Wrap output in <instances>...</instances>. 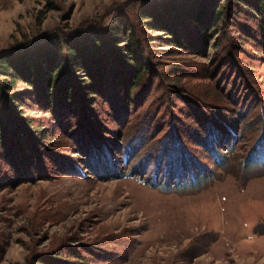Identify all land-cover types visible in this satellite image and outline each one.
<instances>
[{"label": "rangeland", "instance_id": "374dc122", "mask_svg": "<svg viewBox=\"0 0 264 264\" xmlns=\"http://www.w3.org/2000/svg\"><path fill=\"white\" fill-rule=\"evenodd\" d=\"M157 1L0 0V50L45 32L73 36L88 27L101 29L123 17L139 27L137 9ZM225 30L229 36L217 21L210 39L219 41L218 47L213 42L201 54L152 44L155 75L142 85L116 131L102 132V138H111H99L98 149L89 148L98 155L99 170L69 164L63 170L83 174L42 178L33 143L30 149L21 143L0 147V264H31L44 252L59 251L61 257L76 251L86 264H264V55L253 52L255 42L232 46ZM174 63L185 68L182 76L167 74L165 66ZM167 82L197 96L201 115L211 111L207 105L213 107L210 96L225 108L226 118H216L227 137L226 148H217L218 159L181 134L186 153L182 143L166 148L172 142L165 138L167 123L176 119L182 133L203 132L208 143L213 138L206 133V118L195 123L188 115L193 104L169 92ZM154 122V129H145ZM102 126L115 128L110 122ZM53 134L59 140L48 137L46 146L60 147L55 155L66 163H80V145L58 127ZM27 153L30 164L24 165ZM189 162L201 172L196 177L191 178ZM107 169L125 176L103 173ZM168 172L176 184L164 185ZM152 180L155 185H148Z\"/></svg>", "mask_w": 264, "mask_h": 264}, {"label": "trees", "instance_id": "16d2710c", "mask_svg": "<svg viewBox=\"0 0 264 264\" xmlns=\"http://www.w3.org/2000/svg\"><path fill=\"white\" fill-rule=\"evenodd\" d=\"M136 16L140 21L139 27L123 17L107 23L101 29L88 27L73 36L45 32L37 38L24 39L1 49L0 147L4 148L7 143H21L30 149L33 143L35 149L31 150L38 157L36 159L33 155V160L42 178L63 173L73 176H79L80 172L83 174V170L76 173L66 170L67 167L70 169L69 164L79 167V170L83 166L99 170L98 155L91 154L89 148L98 149L96 141L102 138V132L113 134L116 131L119 122L126 117L129 105L138 99L137 95H141L142 85L155 75L157 64L154 62L152 44H169L181 52L206 53L213 42L218 47L219 41L212 42L210 33L219 21L228 29L229 36L226 30L225 33L229 44L243 46L255 42L251 47L253 52L264 55V0H159L140 6ZM148 31L158 33L149 34ZM165 70L168 75L182 76L185 68L181 63H174L166 65ZM217 75L221 76V73L217 71ZM167 83L171 85L169 92L171 90L178 94L184 104H193L194 113L188 115L196 119L195 123L206 118V133L213 138L208 143L203 132L187 130L189 134L182 133L176 119L174 124L167 123L165 138L167 142L172 138V142L166 148L170 149L172 143L180 148L182 143L180 150L184 153L186 147L181 134L187 138L186 141L199 142L208 147L209 152L218 159L217 148H226L227 137L216 118H226L225 108L216 103L219 102L216 97L207 95L211 98L207 102L212 103L213 107L207 105L211 111L201 115V111L197 112L195 107L199 101L197 96L191 92L190 96L189 91L175 86V83ZM228 95L233 98L230 93ZM27 109L36 113L29 115L25 111ZM41 112L47 113L43 115ZM168 112L171 115L170 109ZM228 119L232 122L229 116ZM105 122H110L115 128L103 127ZM155 124H148L145 129H154ZM54 127L61 129L65 139L70 138L74 140V145H80L83 157L79 160L82 165L66 163L64 157L55 155L61 151L60 147L46 146L48 137H51V141L59 140L53 134ZM74 137H78V141ZM108 138L111 137L108 135L102 140L105 142ZM255 145L257 147L259 144ZM128 147L127 143L123 153ZM70 148L72 145L63 147L67 152ZM111 150L116 151L113 146ZM181 152L178 153L180 160L183 157ZM27 157H30L28 153L22 156L21 163L24 165L30 164ZM40 157H45L44 161ZM189 170L191 178L200 172L190 162ZM103 173L125 176L122 171L112 172L108 169ZM165 177L164 185L168 182L176 184L177 177L169 181V172ZM152 182L148 185H155ZM61 253L63 251L44 252L31 264H86L76 251H68L66 257L59 256Z\"/></svg>", "mask_w": 264, "mask_h": 264}]
</instances>
